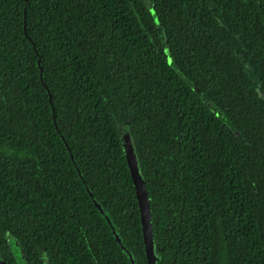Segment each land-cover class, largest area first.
<instances>
[{
    "label": "trees",
    "instance_id": "trees-1",
    "mask_svg": "<svg viewBox=\"0 0 264 264\" xmlns=\"http://www.w3.org/2000/svg\"><path fill=\"white\" fill-rule=\"evenodd\" d=\"M127 123L157 264H264V0H0V260L149 264Z\"/></svg>",
    "mask_w": 264,
    "mask_h": 264
},
{
    "label": "water",
    "instance_id": "water-1",
    "mask_svg": "<svg viewBox=\"0 0 264 264\" xmlns=\"http://www.w3.org/2000/svg\"><path fill=\"white\" fill-rule=\"evenodd\" d=\"M151 12L153 13L155 20L158 21V16L153 7H151ZM26 27L27 26L25 24V30H26ZM40 62H41V58L39 59L38 63L40 64ZM41 77L43 78V69L41 71ZM66 145L69 147L67 142H66ZM125 150L127 152L129 167H130L133 181L135 184V188L137 191L148 261H149V264H157V251H156V245H155V240H154L152 213H151L150 200H149V196L147 192L146 183L143 177L142 169H141L137 154L135 155V159L132 160L131 156L128 154L126 147H125ZM70 153H71V156L73 157L71 150H70ZM75 164L78 168V165L76 162ZM79 172L81 174L80 170ZM95 203L100 208V210H102L101 205L97 201H95ZM116 238L121 243L122 247L124 248V250H126L128 256L131 258L132 262L134 263L135 260H134L132 253L129 250H127L126 247L122 244L121 238L119 237L117 233H116ZM0 264H4V263L0 261Z\"/></svg>",
    "mask_w": 264,
    "mask_h": 264
},
{
    "label": "rangeland",
    "instance_id": "rangeland-1",
    "mask_svg": "<svg viewBox=\"0 0 264 264\" xmlns=\"http://www.w3.org/2000/svg\"><path fill=\"white\" fill-rule=\"evenodd\" d=\"M122 136L124 140L125 147L128 151V154L131 156V159H135L136 151H135V145L133 141V136L131 132V126L127 124H123L122 128ZM13 245H15L16 249V255H17V260L19 264H26L27 259L26 256L24 255L22 249L20 248L18 242L14 241L13 239L11 240ZM1 261V260H0Z\"/></svg>",
    "mask_w": 264,
    "mask_h": 264
}]
</instances>
